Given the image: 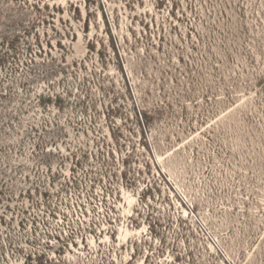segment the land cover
Here are the masks:
<instances>
[{"label":"rangeland","instance_id":"374dc122","mask_svg":"<svg viewBox=\"0 0 264 264\" xmlns=\"http://www.w3.org/2000/svg\"><path fill=\"white\" fill-rule=\"evenodd\" d=\"M0 264H264V0H0Z\"/></svg>","mask_w":264,"mask_h":264}]
</instances>
